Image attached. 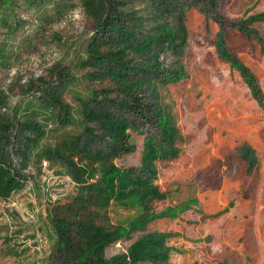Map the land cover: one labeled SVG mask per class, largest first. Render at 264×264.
<instances>
[{"label":"rangeland","instance_id":"374dc122","mask_svg":"<svg viewBox=\"0 0 264 264\" xmlns=\"http://www.w3.org/2000/svg\"><path fill=\"white\" fill-rule=\"evenodd\" d=\"M6 1L0 169L12 183L0 193V264H66L50 215L80 188L71 162L87 169L88 161L76 152L64 162L46 150L73 133L86 92L93 107L127 119L129 149L111 160L119 168L141 167L161 117L177 131V157L155 163L153 184L165 197L151 209L164 215L145 228L166 235L161 264H264V0ZM221 45L253 75L261 104ZM115 74L141 85L140 104L153 110L148 122L120 106ZM99 136L95 128L88 153L113 144ZM136 215L111 205L96 224L112 231ZM143 234L110 244L104 258L126 253Z\"/></svg>","mask_w":264,"mask_h":264},{"label":"trees","instance_id":"16d2710c","mask_svg":"<svg viewBox=\"0 0 264 264\" xmlns=\"http://www.w3.org/2000/svg\"><path fill=\"white\" fill-rule=\"evenodd\" d=\"M0 2V8L9 4L6 0H0ZM261 16L264 18V14ZM222 49L223 45L218 48L219 53L227 57L231 66L239 71L254 98L261 104V92L253 75L235 57L226 56ZM170 79L173 78L170 77ZM114 82L123 95L120 106L128 107L134 118L144 123L148 122L153 115V110L143 108L144 104H140L142 101L146 103L138 95L141 85L122 79L119 74H115ZM92 100V92L83 94L80 100L83 101V107L78 112L79 124L75 125L70 136L64 137L60 145L57 144L51 150H46L50 155L57 156L64 162L68 157L67 154L70 156L68 158L73 160L71 155H76V152L79 157L84 156L88 161L87 169L79 168L71 162L69 175L80 188L71 201L55 207L53 216L50 215L54 245L62 254L66 264H135L138 261H148L152 264L166 263L170 251L165 246L166 235L148 233L145 232V228L149 220L164 215H154L151 209L154 201L165 197L153 184L156 178L155 163L157 160L177 157V150L174 148L177 131L173 124L161 117L158 121V129L149 133L144 141L141 167L119 168L113 165L111 160L120 151L129 149L127 148L129 136L127 131L130 126L127 119L104 105L100 108L93 107ZM69 121L72 122L71 119ZM95 128L100 132L99 137L104 143H107L106 141L113 143L102 146L106 149L105 152L97 149L95 153H88L86 150L93 142ZM82 140L83 149L79 146ZM247 151H244L245 155ZM1 153L2 151L0 159L3 157ZM91 154H94L92 158ZM92 164L96 165L95 170H92ZM97 174L99 175L95 182L87 181V178L92 179ZM11 183L12 179L8 172L0 169V193L4 196L8 195L11 192ZM111 205L133 210L137 215L127 225H117L112 231L107 230L97 225L96 219L100 211L107 210ZM170 214L175 216L174 211ZM136 232L144 234L128 247L126 253L109 259L104 258V249L107 246L127 239Z\"/></svg>","mask_w":264,"mask_h":264}]
</instances>
